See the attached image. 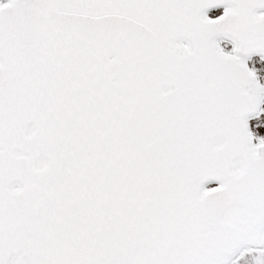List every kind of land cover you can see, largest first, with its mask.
I'll return each mask as SVG.
<instances>
[{"label": "snow or ice", "instance_id": "1", "mask_svg": "<svg viewBox=\"0 0 264 264\" xmlns=\"http://www.w3.org/2000/svg\"><path fill=\"white\" fill-rule=\"evenodd\" d=\"M0 264H264V0H0Z\"/></svg>", "mask_w": 264, "mask_h": 264}]
</instances>
